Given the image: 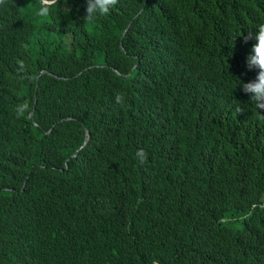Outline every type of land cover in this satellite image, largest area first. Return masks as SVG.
<instances>
[{
  "label": "trees",
  "instance_id": "obj_1",
  "mask_svg": "<svg viewBox=\"0 0 264 264\" xmlns=\"http://www.w3.org/2000/svg\"><path fill=\"white\" fill-rule=\"evenodd\" d=\"M84 15L0 6V264H264V118L239 84L264 0Z\"/></svg>",
  "mask_w": 264,
  "mask_h": 264
},
{
  "label": "clouds",
  "instance_id": "obj_2",
  "mask_svg": "<svg viewBox=\"0 0 264 264\" xmlns=\"http://www.w3.org/2000/svg\"><path fill=\"white\" fill-rule=\"evenodd\" d=\"M9 0H0V6H7ZM57 3V0H56ZM119 3V0H85L86 21H94L98 17L107 16L111 10ZM69 9H67L68 11ZM38 16H48L50 8L48 5H42L36 12ZM247 43L253 40L251 51L246 56V67L249 70H256V77L247 82L239 81L242 91L249 95V100L256 105L258 113L264 118V22L257 24L254 29L247 30L239 35ZM117 104L123 105L125 98L122 94L115 97ZM245 109L241 105L235 106V112L241 113ZM134 160L137 165H144L148 162V153L144 149H138L134 153Z\"/></svg>",
  "mask_w": 264,
  "mask_h": 264
},
{
  "label": "water",
  "instance_id": "obj_3",
  "mask_svg": "<svg viewBox=\"0 0 264 264\" xmlns=\"http://www.w3.org/2000/svg\"><path fill=\"white\" fill-rule=\"evenodd\" d=\"M42 1H45V2H46V1H51V0H42ZM123 31H124V30L122 29V31H121V32L123 33ZM30 112H31V109H29V111H28V113H27V114H29ZM86 133H87V132H86ZM84 139H85V138H84Z\"/></svg>",
  "mask_w": 264,
  "mask_h": 264
},
{
  "label": "rangeland",
  "instance_id": "obj_4",
  "mask_svg": "<svg viewBox=\"0 0 264 264\" xmlns=\"http://www.w3.org/2000/svg\"><path fill=\"white\" fill-rule=\"evenodd\" d=\"M235 222H237V220Z\"/></svg>",
  "mask_w": 264,
  "mask_h": 264
}]
</instances>
